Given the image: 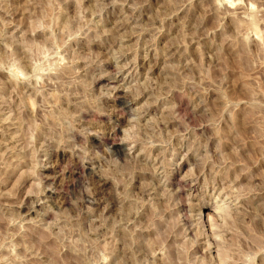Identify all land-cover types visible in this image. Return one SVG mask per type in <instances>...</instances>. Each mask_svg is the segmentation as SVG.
I'll return each instance as SVG.
<instances>
[{"label": "rangeland", "instance_id": "rangeland-1", "mask_svg": "<svg viewBox=\"0 0 264 264\" xmlns=\"http://www.w3.org/2000/svg\"><path fill=\"white\" fill-rule=\"evenodd\" d=\"M0 264H264V0H0Z\"/></svg>", "mask_w": 264, "mask_h": 264}, {"label": "bare ground", "instance_id": "bare-ground-1", "mask_svg": "<svg viewBox=\"0 0 264 264\" xmlns=\"http://www.w3.org/2000/svg\"><path fill=\"white\" fill-rule=\"evenodd\" d=\"M121 101H123V100H121ZM121 147V146H120ZM119 146H117L116 148V150H118V152L119 153H123V149L122 148H120ZM203 211H202V213H203V216H201V222H202V224H204V226L205 225H208L209 223H210V221H213L214 220V218H215V214H214V212L213 211H211L210 212V210H208V209H202ZM201 213V212H200ZM203 217V218H202Z\"/></svg>", "mask_w": 264, "mask_h": 264}]
</instances>
